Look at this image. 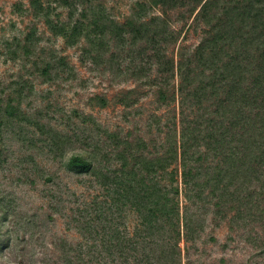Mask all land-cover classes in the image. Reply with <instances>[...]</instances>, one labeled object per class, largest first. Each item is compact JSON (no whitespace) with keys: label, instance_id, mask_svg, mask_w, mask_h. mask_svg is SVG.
<instances>
[{"label":"rangeland","instance_id":"rangeland-1","mask_svg":"<svg viewBox=\"0 0 264 264\" xmlns=\"http://www.w3.org/2000/svg\"><path fill=\"white\" fill-rule=\"evenodd\" d=\"M41 3L53 20L69 26L95 16L104 18L103 26L128 18L163 19V33L172 34L169 43L161 44L168 58L176 59L181 47L192 49L203 35L204 24L194 21L197 10L189 14L188 7L164 13L152 0ZM33 29L30 43L27 36ZM87 31L96 30L88 26ZM125 37L116 45L108 33H91L93 41L80 36L69 44L34 15L31 0H0V264H264V227L253 221L256 211L243 206L240 215L246 218H231L230 188L218 206L220 191L213 193V183L204 185L200 199L190 200L180 160L151 174L136 162L140 155H162L166 139L176 137L182 115L177 97L158 100V86L165 79L149 48L142 52V42L132 44ZM93 43L99 51L96 45L88 51ZM145 72L153 84L145 83ZM176 83L174 76L168 86ZM133 88L137 102L119 103L118 95ZM98 96L106 99L105 106L97 103ZM8 102L17 106L14 116L5 113ZM204 109L189 107L187 118L204 120ZM128 140L136 149L123 167L118 151ZM74 154L90 160L89 172L67 165ZM198 166L195 189L216 174V166L223 174L227 165L212 155ZM171 169L180 188L181 212L195 213L198 232L191 242L176 234L169 218L160 217L148 228L134 193L119 189L129 185L119 182L126 178L136 189L143 185L140 181L147 186L157 179L169 191ZM262 184L257 180L237 187H245L241 192L254 204Z\"/></svg>","mask_w":264,"mask_h":264},{"label":"trees","instance_id":"trees-1","mask_svg":"<svg viewBox=\"0 0 264 264\" xmlns=\"http://www.w3.org/2000/svg\"><path fill=\"white\" fill-rule=\"evenodd\" d=\"M31 4L34 15L43 17L49 29L54 34L65 37L69 44H73L80 36L93 41L91 33L100 36L108 33L116 45H122L128 35L132 44L142 42V52L149 48L157 72L165 79L163 84L157 83L158 100L167 103L178 98L182 115L181 127L178 132L175 131L176 137L173 133L168 134L173 135V138L166 139L167 149L163 150L162 155L152 158L136 155V162L146 165L147 173L151 174L159 170L166 171L170 164L180 160L181 181L190 191L189 196L185 193L188 199H200L204 185L213 183V193L217 189L220 191L215 203L218 206L220 198L228 194L230 188V211H234L231 218L245 219V216L240 215L243 213V206L248 211H256L253 221H259L264 227V0H152V4L162 7L164 13L181 7H188L189 14L197 10L194 21L204 24L200 41L192 49L181 47L176 59L168 58L161 50V44L169 43L172 36L170 33H163L167 26L163 19L158 22L157 17L150 21L128 18L122 23L111 21L103 26L105 22L100 19L104 18L95 16L86 24L77 20L69 26L59 19L53 20L41 0H31ZM82 13L83 18L87 17L85 11ZM71 16L73 11L70 10L69 17ZM88 26L94 27L96 31L88 32ZM34 35L33 29L27 36L28 42H33ZM95 45L99 51L96 43L91 44L92 48L88 51L95 49ZM48 66L46 64L43 68L44 73H47ZM142 68L144 67L139 66L138 69ZM145 73L148 79L145 83L153 84L149 82V72ZM174 76H177V83L170 88L168 81ZM97 98L99 105H106L104 97ZM118 102L125 106L135 104V88L121 92ZM194 105L205 107L207 117L204 120L187 118L186 110ZM5 113L14 116L17 106L8 102ZM134 149L136 148L128 140L118 151L123 167L127 164L126 158L133 155ZM137 149L144 153L143 148ZM212 155L219 157L227 165L224 173L221 174L223 169L216 166V174L209 175L204 184L195 189L199 178L196 175L199 162ZM67 165L81 172H89L91 168L90 160L83 154L71 155ZM167 173L170 179L169 191L163 190L157 179L147 186L140 181L143 185L136 189V186L130 184L131 180L126 178L119 182L129 185L119 189L125 193L129 188L134 193L138 211L144 215L142 220L145 222H142L148 228H154L160 217L169 218L177 235H184L185 241H194L193 233L198 232L195 213L181 212L177 200L180 188L176 184L175 169ZM217 175L221 179L216 178ZM50 179L47 177V180ZM117 179L116 176L113 178L115 183ZM257 180H261L263 184L259 200L252 204L248 200L250 195L241 192L245 187L237 186ZM2 247L0 237V250Z\"/></svg>","mask_w":264,"mask_h":264}]
</instances>
